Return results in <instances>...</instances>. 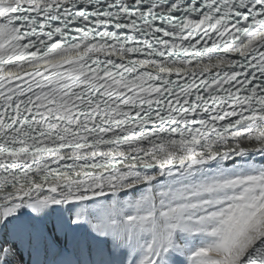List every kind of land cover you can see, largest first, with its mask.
<instances>
[{"label": "snow or ice", "instance_id": "1", "mask_svg": "<svg viewBox=\"0 0 264 264\" xmlns=\"http://www.w3.org/2000/svg\"><path fill=\"white\" fill-rule=\"evenodd\" d=\"M0 264H264V0H0Z\"/></svg>", "mask_w": 264, "mask_h": 264}]
</instances>
